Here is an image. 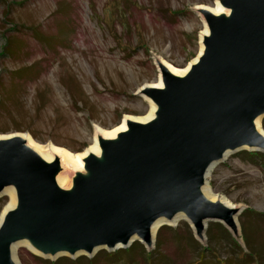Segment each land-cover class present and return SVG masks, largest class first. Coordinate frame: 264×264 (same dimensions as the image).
Wrapping results in <instances>:
<instances>
[{"label": "water", "instance_id": "95a60500", "mask_svg": "<svg viewBox=\"0 0 264 264\" xmlns=\"http://www.w3.org/2000/svg\"><path fill=\"white\" fill-rule=\"evenodd\" d=\"M219 1L225 12L200 9L209 33L190 71L158 61L163 86L139 91L155 117L99 137L100 154L84 159L71 188L57 182L58 158L45 160L20 136L0 140V197L13 188L17 200L0 220V264H20V245L46 257H92L135 241L150 250L159 228L181 217L201 241L209 222L238 236L243 208L204 189L213 193L211 172L230 154L264 153V0Z\"/></svg>", "mask_w": 264, "mask_h": 264}, {"label": "rangeland", "instance_id": "374dc122", "mask_svg": "<svg viewBox=\"0 0 264 264\" xmlns=\"http://www.w3.org/2000/svg\"><path fill=\"white\" fill-rule=\"evenodd\" d=\"M215 5L216 0H0V52L8 38L13 44V54L0 57V100L15 90L9 101L14 111L0 115V138L26 134L42 146L80 153L93 145L97 129L146 115L149 98L140 89L159 81L158 61L183 69L197 58L205 28L200 9ZM33 64L35 76L11 74ZM78 171L71 170V186ZM209 182L218 198L243 208L237 237L209 222L201 241L181 217L159 228L150 250L135 241L119 264H243L234 241L264 264V163L234 152L216 165ZM9 202L7 195L0 197V215ZM61 257L78 258L17 248L20 264H50ZM93 264L107 263L100 258Z\"/></svg>", "mask_w": 264, "mask_h": 264}, {"label": "bare ground", "instance_id": "6f19581e", "mask_svg": "<svg viewBox=\"0 0 264 264\" xmlns=\"http://www.w3.org/2000/svg\"><path fill=\"white\" fill-rule=\"evenodd\" d=\"M203 8H208L209 10L213 11L216 14L226 11L224 9V7L221 5L219 0H216V5L214 7L203 6ZM204 26H205V28L200 35L201 47H200V51H199L200 53L197 56V58H195L190 64L187 65V67H185L183 69L176 68V67L172 66L171 64H169L168 62L163 61V63L167 66V68H169V70L171 72H173L174 74H177V75H181V76L186 75L190 71L192 65L195 62H197L199 57L203 54L204 47H205L204 37H205V35H207L209 33V28H208V24H207L206 20H205ZM151 86L162 87L163 86L162 75L160 76L159 81L157 83H154ZM142 89L143 88H141L140 90H142ZM149 104H150V110L144 116H127L121 124H119L118 126H116L113 129H110V130H105L102 128L97 129V133H96V137L94 139L93 145L91 147L87 148L84 152H80V153H72V152H70L64 148L51 146V145L49 147H46V145L42 146V145L36 143L32 139V137H30L29 135H26V134H17L15 136L22 137L26 141L27 145L29 147H31L33 150H35L38 154H40L45 160L53 161L54 159L58 158L60 163H61V166L63 167V171H61L58 174L57 182H58L60 187H62L64 189H69V188H71L70 186H71V181H72L71 170L76 169L79 171H83V170L85 171L84 159L86 157H88L91 153H94L96 155L100 154L101 148L99 145V137L116 138L119 133L127 130V120H129V119L138 120L141 122H148V121L152 120L155 117L157 106L151 99H149ZM257 128L259 129V131L264 133V131L261 127L260 120L257 121ZM12 136H14V135H12ZM12 136H9V137H12ZM9 137H2V138H0V140L5 139V138H9ZM6 193L10 196V202L3 209V211L0 215V220L3 218L5 213L10 208H12L13 206L16 205V202H17L15 190L13 188L6 189ZM204 193L208 197H211L213 199L218 198V196L216 194L209 192L207 189H204ZM223 200H225V202L229 203L225 198H223ZM161 224H162V222L159 221L155 225V227L153 228V235L158 230V228L161 226Z\"/></svg>", "mask_w": 264, "mask_h": 264}, {"label": "trees", "instance_id": "16d2710c", "mask_svg": "<svg viewBox=\"0 0 264 264\" xmlns=\"http://www.w3.org/2000/svg\"><path fill=\"white\" fill-rule=\"evenodd\" d=\"M29 30L31 32H33V34L37 38H39L41 40L42 39L46 40V36H44L42 34V32L37 27H30ZM12 45L13 44H12L11 39L8 38L6 44L3 46V49L0 52V57H5L6 55H12L13 54ZM36 67H37V64H33L32 66H28V67H22V68L17 69L16 71L11 72V74L14 77H18L19 79H23L27 76H33L34 74L36 75L37 74V73H35ZM14 96H15V90H12L7 95L4 92L2 93V98L0 100V115H3L5 113H11L14 111L15 103H14V106L9 104L10 103L9 101ZM263 124H264V119H263ZM77 150L80 151L81 149H77ZM241 153L246 155L254 163H257V164H259L260 162L264 163V153L263 152L242 150ZM216 225L219 226L220 228L222 227L224 229L222 224L218 223ZM212 230H213V228H211V231ZM234 243L237 246V248L239 249L237 256L243 264H259V256L257 255V253L255 251L250 252V253L245 252L236 243V241H234ZM204 250H210V248H204ZM130 252H131V249H118L116 251H111V252H109L107 250H101L93 258H88L87 256H80L76 260L73 261L68 257H61L54 262H51L49 260H48V262L50 264H67V262L77 263L81 260H84V261H87L88 264H93L96 260L103 258L107 264H113V263L119 264L122 261V258L120 255L125 254V253H130ZM212 252H213V254H215L214 250H212ZM150 257H151V253H148L146 255V258H150ZM192 264H200V260L194 261ZM217 264H225V261L218 259Z\"/></svg>", "mask_w": 264, "mask_h": 264}]
</instances>
